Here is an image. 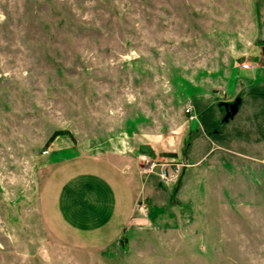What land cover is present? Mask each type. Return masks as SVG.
Returning a JSON list of instances; mask_svg holds the SVG:
<instances>
[{"label": "rangeland", "instance_id": "1", "mask_svg": "<svg viewBox=\"0 0 264 264\" xmlns=\"http://www.w3.org/2000/svg\"><path fill=\"white\" fill-rule=\"evenodd\" d=\"M257 68L264 88V0H0V264H264V139L257 169L229 167V206L207 139L226 82ZM56 128L52 148L136 158L159 181L181 162L161 181L174 192L143 195L146 223L104 246L62 242L38 208Z\"/></svg>", "mask_w": 264, "mask_h": 264}, {"label": "crops", "instance_id": "2", "mask_svg": "<svg viewBox=\"0 0 264 264\" xmlns=\"http://www.w3.org/2000/svg\"><path fill=\"white\" fill-rule=\"evenodd\" d=\"M240 70H235L226 82L221 104L223 117L212 121L207 132L209 171L214 174L210 177V194L213 190L219 197L224 193L226 206L231 202L227 200L232 182L229 167L252 161L257 169L258 162L262 164V158L255 154L263 147L260 126L264 124V88L253 87L251 81L263 70ZM57 136L45 149L53 164L40 185L38 208L48 231L66 244L82 248L104 246L120 238L132 225L146 223L145 207L144 212L140 211L144 214L135 215L143 195L154 206L159 203L154 200L155 187L166 188V198L170 191L174 192V180L165 184L153 178L152 173H141L136 158L122 161L120 157L78 152L68 145L52 148ZM198 160L192 158L191 163ZM218 174L224 184H217ZM176 179L179 188L183 178Z\"/></svg>", "mask_w": 264, "mask_h": 264}, {"label": "built area", "instance_id": "3", "mask_svg": "<svg viewBox=\"0 0 264 264\" xmlns=\"http://www.w3.org/2000/svg\"><path fill=\"white\" fill-rule=\"evenodd\" d=\"M242 66H246V64L243 63ZM185 111H190V109L189 108H185ZM149 158L150 157L147 158L146 164H145V167L143 168V170L150 171L152 169V166L154 165V162L151 161V158L149 160ZM171 163H172V167L170 168V170L167 169V168H165V166L164 167L163 166H160L159 169H158V172H156L157 175H158V177H159V179L161 181H167V180L173 178L177 174V172L179 171L181 162H179V161H173ZM161 164L163 165V163H161ZM167 164H169V163H167ZM136 208L139 211L144 212L143 211L144 204H143V202L141 200H139Z\"/></svg>", "mask_w": 264, "mask_h": 264}, {"label": "trees", "instance_id": "4", "mask_svg": "<svg viewBox=\"0 0 264 264\" xmlns=\"http://www.w3.org/2000/svg\"><path fill=\"white\" fill-rule=\"evenodd\" d=\"M65 133H67V130H65V129H60V128L53 129L52 132L48 135L44 144L47 145L56 135L65 134ZM168 155L174 156L175 154H174V152H169ZM120 237H122V236H120Z\"/></svg>", "mask_w": 264, "mask_h": 264}]
</instances>
